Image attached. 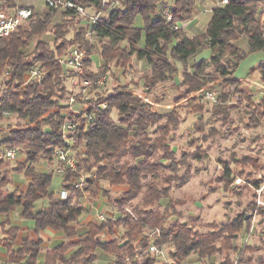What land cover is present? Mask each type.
I'll use <instances>...</instances> for the list:
<instances>
[{"label":"clouds","instance_id":"obj_1","mask_svg":"<svg viewBox=\"0 0 264 264\" xmlns=\"http://www.w3.org/2000/svg\"><path fill=\"white\" fill-rule=\"evenodd\" d=\"M0 264H264V0H0Z\"/></svg>","mask_w":264,"mask_h":264}]
</instances>
